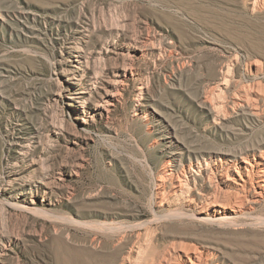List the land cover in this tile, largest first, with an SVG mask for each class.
I'll use <instances>...</instances> for the list:
<instances>
[{"label": "rangeland", "instance_id": "1", "mask_svg": "<svg viewBox=\"0 0 264 264\" xmlns=\"http://www.w3.org/2000/svg\"><path fill=\"white\" fill-rule=\"evenodd\" d=\"M251 1L0 0V264H110L118 249L144 244L147 232L172 264L184 263L178 249L187 248L197 249V264H264V196L252 203L245 192L239 199L230 186L216 192L196 178L200 196L177 203L168 180L161 188L167 133L192 151L234 150L264 137V116L239 105L215 124L195 100L201 92L215 97L211 80L223 67L230 73L219 97L260 82L264 110V73L248 71L264 60V8L252 11ZM68 44L102 72L96 89L72 76L83 65ZM129 63L117 102L100 113L94 102L112 88V72ZM72 83L90 92L83 108ZM28 139L22 155L14 142ZM190 157H179L185 169ZM173 208L179 219H163ZM240 210L236 224L226 220ZM103 222L136 228L95 235Z\"/></svg>", "mask_w": 264, "mask_h": 264}, {"label": "bare ground", "instance_id": "2", "mask_svg": "<svg viewBox=\"0 0 264 264\" xmlns=\"http://www.w3.org/2000/svg\"><path fill=\"white\" fill-rule=\"evenodd\" d=\"M250 5L252 7V11L262 12L263 8H264V0H252L250 2ZM22 15H23L22 18L27 20L28 22L27 21L26 22L29 23L31 18L28 15H25L24 13H22ZM46 21L48 22V24L50 26L60 25V21L56 20L55 18H50V19L48 18V19H46ZM25 28L29 29L32 27H30L26 24V25H24V29ZM58 35H60V34H58ZM74 46L70 45V44L66 45V47H65L66 52L71 53L72 51H74L75 52L74 57H76L79 64H82L83 66L82 67L76 66L75 67L76 70H81V71L78 72L77 74L73 72L72 76L73 77L78 76L80 79H83L84 82L86 83V85H88V87H87L88 89H90V90L94 89V88L96 89L98 87V84L100 83L98 78H100L99 76L101 75L102 72L101 71L99 72V70H98V72H96V71L93 72L94 69H92L90 67L91 65H90V61H89L88 57H86L84 55V53L82 52L83 48L80 46H77V45H74ZM254 61H255V59H254ZM251 63L248 66V71L250 73L253 70L255 71V73L256 72L264 73V60L258 59L253 64H251ZM130 65H131L130 63L128 65H123L122 67H119L114 72H112V75L110 77V81L108 80L109 81L108 83L111 85L112 88H110V89L105 88L106 90L104 91V93L100 94L99 99L97 101L95 99L96 102H94V107L97 110H100L99 111L100 113H102L104 110H106L108 112L109 106H112V105L114 106L115 103L117 102V99H118L117 96L120 92V88L122 87L125 80L127 78H129V76H130V74L128 72L131 69V68H129ZM130 73L133 74L132 72H130ZM229 73H230L229 68L224 69L222 67L220 69L219 73L217 75H214V77L212 78L211 81L214 80V82L216 84L215 86H216L217 91H218L215 93V95H214L215 97H213V99H212L213 101L208 100L207 95L203 94L201 92L202 94L200 93V94H197V97L195 96L196 102L200 105V107L202 109L205 110V112L207 113L208 116H212V121L215 124H217V123L219 124L221 122V118L225 119V117H224L225 113H228V112L223 113L222 112L223 110L231 111V114H234L238 111L239 105H241V107H240L241 112L245 113L247 111L250 116H253L257 120H259V118L261 116H264V110H261L258 108L259 107L258 100H260V98L262 96L259 93V90L261 88L259 85L260 82L253 83L251 85H249V84L246 85L244 88L243 94L240 96L234 95L232 97L230 96L229 98H226L225 100H223V98H225L224 95H222V94H224L223 93L224 90H223V86L221 87L220 85H224V86L227 85ZM72 85H73V87H72L73 92L71 93L72 98L73 99H76V98L81 99L83 101V103H80V107H82V108L85 107V101L89 98L88 96H89L90 92H88V94H85V92H83V87H77L76 83H72ZM65 86L66 85L59 83L58 91L62 92L63 89L65 88ZM220 95L223 96V98L219 97ZM137 106L138 107L143 106V108H145L144 113L146 114V107L147 106L145 105V103L142 102V100L139 103V99H138ZM143 111H144V109H143ZM135 115H137V112L135 113ZM166 138L168 140L165 143H167L168 146H170L171 152H168L169 154H168V158H167V164L165 167L163 166L164 169H163V175L162 176H163L164 180L162 181V184H161L162 187L161 188H163L164 181L167 182V180H168L169 184H170L169 185L170 188L168 187V189H169V192H171V193L169 194L167 191L166 192L170 195L171 200L177 199V203H178L179 196L181 197V196L185 195L186 198L188 197L187 201L189 202V201L195 199V197H197V195L200 196V194H199L200 191L198 192L196 190V178H200L198 180L199 181L202 180L204 183L207 182V184L209 186L213 185L215 188V190L213 189L214 191H216V189L221 190L220 188H222V187L220 185H224V186H230V188H232L231 190L237 191L236 192L237 195L241 194V192L239 193L238 191H242L243 193L245 192L249 195V198H248V199H250L249 202H252V203H256L259 200V198L264 196V137H262L260 140L255 141L254 143H252L248 147L235 148L234 150H231L229 148H222V147H212L208 150H194V151L189 150L187 147H179L177 140L173 137V135H171L169 133L166 134ZM30 142H31L30 139H28V140H17L14 142V145L16 146L17 150L20 153H22V155H27L29 153V150L31 149L30 148V146H31ZM190 151L192 152V154L194 156V160L190 157L189 162L186 165L187 168L185 169L184 165L182 164V161L179 162L180 161L179 157H183V155L185 153L189 154ZM251 156H252V159H251ZM167 186H168V182H167ZM220 193L219 194L216 193L217 194L216 197L218 195H221ZM223 193H222V196L225 194V193L224 194ZM243 193H242V195L244 197L245 193L244 194ZM211 194L213 195V193H211ZM234 194H235V192L233 193V195ZM239 195H238V197L237 196L236 197L239 198ZM203 196H205V195H203ZM213 197H215V196H213ZM223 197H225V196H223ZM226 197H228V196H226ZM236 197H235V200L237 199ZM171 200H170V202H171ZM203 200H204V198H203ZM193 201H195V200H193ZM172 202H174V201H172ZM175 203H176V201H175ZM170 205L171 204H169V206ZM24 208L28 209L29 207H24ZM30 209H32V208H30ZM243 211L240 210L239 212H234L233 215L229 216L226 220L232 224H236V222H238V219L240 217H242L241 216L242 213L243 214L246 213ZM163 212H165V211H163ZM162 218L166 219V220H175L176 221L177 219H179V208H173V209L168 210L167 212L163 213ZM213 220H216V221L222 220L223 221V218H222V216H219V217L215 216L213 218ZM95 223H97V222H95ZM104 223L105 222L98 223V224L94 225V230H95L94 234L95 235L97 234L99 236H102V237L104 236L106 238H107V236H109L112 238L115 234L121 233L124 230H126L127 228H134L135 227L134 225H128L127 226V225H118V224H117V226H115V225L112 226L109 223L108 224H104ZM148 233L149 232H147L146 233L147 235H145L146 239L144 238L145 243L144 244L138 243V245L139 244L140 245L139 246L137 245V248L135 245L136 249H133V247H130L127 252H124V250H122V249L120 250V249L116 248V249H118L119 253L117 256H115L116 261H114L113 263H110V264H172L171 263L172 260H168V257L166 258L163 255H162V257H163L162 258L159 255V253L156 251V249H154V246L152 244V239H151V237H149ZM97 237L96 238L94 237L95 240H97V242H100L101 239L97 238ZM94 238H93V240H94ZM121 238L122 237L119 238V241L116 244H114V243L113 244L118 245V243H120L121 240L123 241V239H121ZM106 241H107V239H106ZM109 241H111V240H109ZM3 247H5V246H3ZM112 249L114 250L115 248H112ZM180 249H183V248L181 247ZM184 249H186V248H184ZM189 249L190 248H187L186 250H179L178 249V251H182L183 255L186 257V260H184L183 264H197L195 262V260L197 258V252H196L197 249L196 250H194V248H192V250L191 249L189 250ZM133 254H135L134 257H133ZM3 255H5L4 249L0 252V257H2ZM176 255L179 257V259H182L181 253L179 254V252H176ZM174 264H175V261H174Z\"/></svg>", "mask_w": 264, "mask_h": 264}]
</instances>
